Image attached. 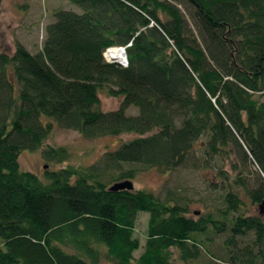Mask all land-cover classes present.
<instances>
[{"label":"trees","instance_id":"trees-1","mask_svg":"<svg viewBox=\"0 0 264 264\" xmlns=\"http://www.w3.org/2000/svg\"><path fill=\"white\" fill-rule=\"evenodd\" d=\"M68 1L82 12L57 9L36 54L19 43L0 52V264H99L103 256L178 264L175 253L190 264L211 234L225 233V260H212L264 264V216L244 214L241 195L264 202V0H185L195 34L167 1ZM128 45V67L105 61L107 49ZM102 91L121 99L117 110L101 109ZM54 125L88 140L135 138L91 166L47 171L44 180L23 172L20 154L38 151ZM202 138L210 158L235 156L234 172L243 174L244 161L257 167L249 190L239 175L228 181L216 171L229 188L217 217L191 218L186 205L152 191L110 190L133 182L138 167L180 168ZM43 155L62 163L68 153ZM141 213L149 222L136 257Z\"/></svg>","mask_w":264,"mask_h":264},{"label":"rangeland","instance_id":"rangeland-1","mask_svg":"<svg viewBox=\"0 0 264 264\" xmlns=\"http://www.w3.org/2000/svg\"><path fill=\"white\" fill-rule=\"evenodd\" d=\"M173 3L178 6L188 20L190 31L195 34L197 29L193 24L191 16L188 13L185 0H161ZM0 52L12 54L17 43L23 45L33 54H36L46 39V28L54 23V13L57 9L82 12L73 6L68 0H1L0 1ZM101 109L105 112H113L120 107L121 99L111 98L102 91L100 94ZM128 115H137L138 110L130 107ZM48 121L47 119H44ZM53 130L44 141L38 151H24L18 159L20 169L23 172L34 173L44 180V174L47 171L63 169L64 167L91 166L102 159L107 151L114 150L119 144L128 142L135 138L134 135L125 134L123 136H105L88 140L79 135L76 131L66 130L54 125ZM206 138L199 140L195 150L191 151L190 156L180 168L163 173L154 168H140L136 179L133 180L134 189H144L152 191L159 197L166 199L174 197L180 204L189 208L191 218L203 217L208 214L217 217L218 211L224 209V197L229 190L227 181L218 179L216 171L224 169L232 180L233 176L239 175L244 179L247 190L255 188L257 179V167L250 162H245L243 174H238L232 170V164L236 163L234 155L229 160L219 157L210 158L204 151V142ZM49 148H64L68 156L66 161L60 163L57 161H47L43 152ZM46 167V168H45ZM137 168V167H136ZM241 191V189H240ZM242 192V191H241ZM245 203L244 214H256L260 212V206H253L250 203L247 193H241ZM149 215L139 214L138 222L135 228V237L141 242V248L135 252L139 257L143 251L146 240V229L149 222ZM228 233L211 234V242L205 243L201 249V256L190 261V264H223L221 261L212 260L211 256L225 260L224 242ZM252 234L244 238H238V246L243 247L252 242ZM174 261L183 264L177 260L175 253ZM99 264H113L104 256ZM185 264V263H184Z\"/></svg>","mask_w":264,"mask_h":264},{"label":"built area","instance_id":"built-area-1","mask_svg":"<svg viewBox=\"0 0 264 264\" xmlns=\"http://www.w3.org/2000/svg\"><path fill=\"white\" fill-rule=\"evenodd\" d=\"M130 45L128 46H121V47H110V49H107L104 53V58L105 61L108 63H116L118 65H120L121 67H128L129 66V61H128V57H127V51L126 48H128ZM117 54V56H116ZM118 54H120V56L118 57Z\"/></svg>","mask_w":264,"mask_h":264},{"label":"water","instance_id":"water-1","mask_svg":"<svg viewBox=\"0 0 264 264\" xmlns=\"http://www.w3.org/2000/svg\"><path fill=\"white\" fill-rule=\"evenodd\" d=\"M110 190L113 192L123 191V190L133 191L134 185L131 181L116 183V185L112 186ZM260 214L264 216V202H262L260 205Z\"/></svg>","mask_w":264,"mask_h":264},{"label":"bare ground","instance_id":"bare-ground-1","mask_svg":"<svg viewBox=\"0 0 264 264\" xmlns=\"http://www.w3.org/2000/svg\"><path fill=\"white\" fill-rule=\"evenodd\" d=\"M116 56H117V54H116ZM120 56V54H118V57Z\"/></svg>","mask_w":264,"mask_h":264}]
</instances>
